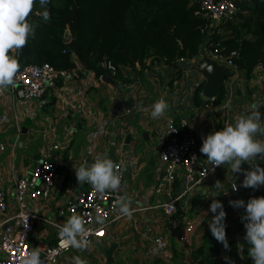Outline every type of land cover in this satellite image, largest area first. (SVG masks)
Instances as JSON below:
<instances>
[{"label": "crops", "instance_id": "obj_1", "mask_svg": "<svg viewBox=\"0 0 264 264\" xmlns=\"http://www.w3.org/2000/svg\"><path fill=\"white\" fill-rule=\"evenodd\" d=\"M211 43L207 37L200 54L185 63L181 74L162 65L148 72L144 82L130 86L127 92L115 89L107 76L97 78L93 72L86 73L83 69L77 80L63 82L57 90L33 103H19L13 86L0 87V145L3 146V150L0 149V185L8 201V210L0 211V222L10 219L19 210L16 182L31 176L45 145L60 144L61 164L51 198L37 203L28 201V210L44 219L36 223L29 241L32 251L40 248V257L57 243L58 230L52 223L64 224L71 216H62L61 211L75 193L88 189L85 183H78L75 167L90 165L97 155L106 156L121 166L125 177L122 196L132 201L133 215L130 218L122 216L117 210L104 237L95 239L89 249L72 248L56 264H72L74 256H80L88 264H111L104 252L114 244L117 247L112 264H198L193 260V250L202 247L204 237L212 234L209 225L214 216L210 211L213 200L223 204L230 236L236 239L241 235L239 228L245 209L233 208L229 202L243 200L246 204L251 198L264 197V185L259 189L242 187L244 172L251 170V161L242 165L240 173H233L230 165L225 164L227 173L221 176L223 185L215 188L212 199L197 196L190 201L192 209L187 216L195 223L190 247L170 236L169 250L159 254L153 243L157 234H168L169 219L160 207L166 199L155 193L163 172L160 151L165 144L168 121L180 124L183 135L195 136L202 145L203 138L210 133L234 124L240 115L249 114L250 105L259 104L264 93L263 66L256 67L250 78L236 67L228 70L223 85L225 100L206 108L202 94L203 103L197 106L195 91L199 85L207 83L199 66L211 59L208 53ZM229 73H232L230 77ZM160 98L170 107L163 117L153 120L152 105ZM261 114L264 122V111ZM257 138L264 139L259 134ZM203 157L207 158L204 154ZM261 167H264V159ZM231 183L237 184L239 194L231 191ZM1 236L2 228L0 241ZM241 255L244 258L234 261L235 264L247 262L248 257L243 252ZM4 258L0 253V260ZM223 261L227 264L233 261L224 248L217 264Z\"/></svg>", "mask_w": 264, "mask_h": 264}, {"label": "trees", "instance_id": "obj_2", "mask_svg": "<svg viewBox=\"0 0 264 264\" xmlns=\"http://www.w3.org/2000/svg\"><path fill=\"white\" fill-rule=\"evenodd\" d=\"M47 10L51 19L45 21L36 14L44 8L40 0H35L28 17L35 29L34 37H29L23 49L9 52L18 60L19 68L50 64L57 70L71 71L79 63L97 78L107 76L120 92L144 82L148 72L162 65L181 74L185 63L200 54L206 39L202 33L206 21L196 15L200 6L193 0H50ZM221 28L224 35L213 40L225 48L227 61L232 60L248 78L256 67H264V0H241L238 13ZM109 62L114 73L104 67ZM204 89L202 84L195 91L197 106L203 103ZM224 100L222 86L215 104ZM176 125L184 132L180 124ZM219 169L221 176L227 173L226 166ZM239 234H246L244 222ZM230 235L226 230V236ZM227 241L229 249L222 247L212 234L206 235L203 246L193 250V260L217 264L224 248L231 260L239 262L242 247L247 262L253 261L247 241L240 243L231 236Z\"/></svg>", "mask_w": 264, "mask_h": 264}, {"label": "built area", "instance_id": "obj_3", "mask_svg": "<svg viewBox=\"0 0 264 264\" xmlns=\"http://www.w3.org/2000/svg\"><path fill=\"white\" fill-rule=\"evenodd\" d=\"M193 2H197L200 6V11L196 15L206 21L202 33L212 42L208 51L209 58H211L208 59L209 62L228 70L236 68L232 60H226L225 48L221 47L220 42L216 43L212 39L217 35L223 36L221 27L238 13L241 0H193ZM232 56H236V53H232ZM104 67L110 73H114L115 69L110 62L104 64ZM82 69L86 73L89 72L80 64L77 69L71 71L57 70L50 64L30 65L19 68L12 86L19 103H33L42 100L49 92L57 90L60 81L63 83L77 80L83 73ZM216 97L205 98V107L213 106ZM258 105H260L258 110L264 111V93ZM166 135L165 144L160 151L163 172L156 185L155 193L166 199L160 207L169 219V225L168 234H157L153 239L159 254L169 250L170 236L175 237L178 243L185 247L193 244L195 223L191 222L187 216L192 209L190 201L197 196L203 197L202 199H212L216 192V182L222 183L220 167L212 166L207 158L203 157L200 152L202 145L195 136L183 135L172 120L167 123ZM61 149L60 144L45 145L31 176L21 178L16 182V202L19 210L10 219L0 222V228H2L0 253L5 255V258L0 260V264H23L32 251L29 246L30 238L34 233L36 223L44 219L28 210V201L37 203L40 200L51 198L61 164L58 155ZM118 166V171L122 176V187L119 192L100 194L95 192L90 184L85 183L88 189L75 193L61 211L62 216H82L85 221L84 227L87 229L84 238L91 243L105 236L107 225L111 223L109 221L117 213L118 207H114V204L117 198L122 196L125 179L121 166ZM236 186L237 184L231 183V191L239 194V188ZM7 210V194L0 185V211L5 213ZM97 216L103 219V224L97 222ZM52 224L58 230L57 243L54 247L46 249L44 257H40L43 264H56L72 249L70 246L61 244L58 225L62 224ZM237 264H254V262Z\"/></svg>", "mask_w": 264, "mask_h": 264}, {"label": "clouds", "instance_id": "obj_4", "mask_svg": "<svg viewBox=\"0 0 264 264\" xmlns=\"http://www.w3.org/2000/svg\"><path fill=\"white\" fill-rule=\"evenodd\" d=\"M50 0H40L44 8L42 15L45 21L51 19L47 5ZM35 0H0V87L14 85V80L19 71V62L9 55L12 50L23 49L30 36L35 35L34 27L28 22V17L33 12ZM211 71V68H209ZM169 104L165 99L157 100L151 109V117L157 120L164 116ZM260 105H250V113L236 117L234 124H227L222 130L214 131L203 138L200 152L207 157V161L214 167L230 165L233 173H240L242 165L249 164L251 170L244 172L242 187L259 189L264 185V167L255 164L259 156L264 159V122L262 114L258 110ZM0 145V149H2ZM119 166L106 156L97 155L90 165L85 164L75 167V175L79 184L88 183L97 193L119 192L122 187V176L118 171ZM223 184L216 182L215 187L221 188ZM237 187V186H236ZM235 187V189H236ZM234 189V190H235ZM233 208H244L245 215L242 217L246 229L245 240L250 245L248 255L254 264H264V197L251 198L245 204L243 200L230 201ZM118 207L122 216L131 217L134 209L132 201L126 196H119L114 204ZM210 211L214 214L210 222V231L215 239L229 249L226 236V212L223 204L213 200ZM97 222L103 224L101 217H96ZM85 221L80 215H73L67 221L58 225L59 236L62 246H70L76 250L89 249L91 242L85 239L87 229ZM79 237V239H78ZM241 252H242V248ZM40 248H34L23 261V264H43L40 259ZM241 255V259H243ZM227 259V258H226ZM72 264H88L80 256L72 257ZM231 264H235L234 261Z\"/></svg>", "mask_w": 264, "mask_h": 264}, {"label": "water", "instance_id": "obj_5", "mask_svg": "<svg viewBox=\"0 0 264 264\" xmlns=\"http://www.w3.org/2000/svg\"><path fill=\"white\" fill-rule=\"evenodd\" d=\"M209 68H211V71H209ZM200 71L203 73V75L207 79V83L205 85L204 89V97L205 98H213L218 96L220 92V88L225 84L226 77L228 74V69L219 67L215 63H211L209 61L205 62L204 64H201L199 66ZM127 110H129V107H127ZM263 159L261 157H257L254 162H256L257 165L261 167V162ZM236 239L240 241L241 243L245 242V236L237 235ZM117 245H112L111 249L109 251H105V255L107 257L108 263H114L113 261V253L116 249ZM198 264H204V261L199 262Z\"/></svg>", "mask_w": 264, "mask_h": 264}, {"label": "rangeland", "instance_id": "obj_6", "mask_svg": "<svg viewBox=\"0 0 264 264\" xmlns=\"http://www.w3.org/2000/svg\"><path fill=\"white\" fill-rule=\"evenodd\" d=\"M235 223H236V222H235ZM234 228H235V227H233V231H232V233L234 232Z\"/></svg>", "mask_w": 264, "mask_h": 264}]
</instances>
